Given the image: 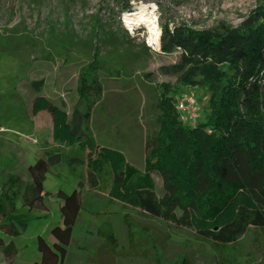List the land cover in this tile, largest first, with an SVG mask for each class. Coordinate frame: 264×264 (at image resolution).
<instances>
[{"label": "rangeland", "instance_id": "374dc122", "mask_svg": "<svg viewBox=\"0 0 264 264\" xmlns=\"http://www.w3.org/2000/svg\"><path fill=\"white\" fill-rule=\"evenodd\" d=\"M260 1L0 0V193L9 177H19L22 188L28 166L44 152H67L52 140L49 112L34 114L33 103L44 97L71 118L80 77L89 67L96 74L100 97L92 96L88 120L76 121V125L96 144L122 152L131 167L144 170L145 142L159 128L157 104L163 85L178 87L177 101L184 91L176 84L177 74L170 70L180 53L154 50L146 43L150 36L144 25L130 28L125 23L129 12L123 6H130V12L141 7L153 12L161 33L162 24L170 28L180 23L196 29L235 27ZM191 90L197 101V122L204 121L209 92L203 87ZM177 101L175 110L186 124L190 114L178 111ZM83 171V166H77L71 172L67 161L50 169L43 184L49 194L46 211H29L19 197L15 199L16 214L25 225L13 238L0 230V264L9 263L1 249L10 241L18 250L15 264H33L40 259L38 237L50 243L51 229L61 226L56 192L72 193ZM151 178L161 197L160 175L152 172ZM86 196L64 264H152L140 256L107 254L102 247L96 232L105 220L110 221L119 247H129L125 214L147 235L146 242H153L165 264H182L183 259L190 264H264V243L255 246L250 231L235 245L218 251L190 230L111 203L103 193Z\"/></svg>", "mask_w": 264, "mask_h": 264}, {"label": "trees", "instance_id": "16d2710c", "mask_svg": "<svg viewBox=\"0 0 264 264\" xmlns=\"http://www.w3.org/2000/svg\"><path fill=\"white\" fill-rule=\"evenodd\" d=\"M130 12V6H123ZM159 46L165 54L178 51L170 70L183 92L203 87L209 92L204 121L182 123L175 110L178 87L163 85L158 100V131L145 142L143 171L131 167L125 155L93 142L76 121L88 120L92 96L99 95L95 72L89 67L80 77L78 100L70 118L44 97H37L33 113L49 112L52 140L66 147L46 151L28 166V179L9 177L0 193V230L11 238L25 222L16 214L15 199L29 211L47 210L43 184L50 169L67 161L71 172L83 166L78 188L60 200L61 226L53 227L51 242L38 237L40 259L33 264H64L73 243V231L89 193H103L109 202L136 209L152 219L190 230L215 250L235 245L250 231L255 246L264 243V0L235 27L196 29L184 23L161 25ZM91 74L89 79L88 75ZM78 124V123H77ZM71 156L70 153H74ZM162 180L157 195L151 173ZM86 191L88 194H84ZM3 220V221H2ZM129 247H119L109 220L96 234L107 254L141 257L165 264L153 242H146L128 217L123 216ZM145 244V245H142ZM15 264L18 250L12 241L1 249ZM151 250L153 252H151ZM156 253V254H155ZM183 259L182 264H190Z\"/></svg>", "mask_w": 264, "mask_h": 264}, {"label": "bare ground", "instance_id": "6f19581e", "mask_svg": "<svg viewBox=\"0 0 264 264\" xmlns=\"http://www.w3.org/2000/svg\"><path fill=\"white\" fill-rule=\"evenodd\" d=\"M125 23L128 27L144 25L149 34V44L154 50H159L160 31L158 30L153 12L146 8H138L125 15Z\"/></svg>", "mask_w": 264, "mask_h": 264}, {"label": "built area", "instance_id": "2783aa9c", "mask_svg": "<svg viewBox=\"0 0 264 264\" xmlns=\"http://www.w3.org/2000/svg\"><path fill=\"white\" fill-rule=\"evenodd\" d=\"M146 43L150 45L149 41ZM176 109L182 113L190 114L188 123L191 125L195 124L197 121V101L194 91L183 92L176 103ZM182 119L184 120L183 117Z\"/></svg>", "mask_w": 264, "mask_h": 264}]
</instances>
